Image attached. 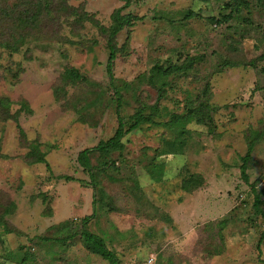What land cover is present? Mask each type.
<instances>
[{
    "label": "rangeland",
    "instance_id": "1",
    "mask_svg": "<svg viewBox=\"0 0 264 264\" xmlns=\"http://www.w3.org/2000/svg\"><path fill=\"white\" fill-rule=\"evenodd\" d=\"M64 1L69 11L51 14L55 22L47 21L41 38H28L12 54L0 47V99L7 104L0 107V216L4 212L7 221L0 223V264H109L79 235L66 243L40 239L59 235L56 227L68 220L77 230L93 212L88 228L106 236L119 264H264V239L261 254L257 247L264 219L254 212V195L240 170L249 138L264 128L260 1L249 0L217 25L214 19L229 12L225 4L231 0H129L122 13L137 18L114 38L120 50L112 70L126 102L124 117L157 96L138 78L179 52L203 53L199 80L179 79L181 85L168 89L158 103L162 118L151 107L146 113L154 122L183 114L188 95L206 81L217 109L208 112L209 126L193 122L191 134H170L163 124L146 122L108 159L95 153L96 188L77 155L117 127L106 69L108 29L125 0ZM233 37L244 42L246 59L255 65L225 67L237 54L227 49ZM73 67L81 79L66 75ZM32 149L44 152L49 169L32 161ZM99 160H107L108 172ZM160 164L161 180L155 177ZM133 173L141 195L130 190ZM65 174L76 180L57 178ZM248 174L264 200V138L252 150ZM195 178L202 181L195 188L190 183L193 191L183 189ZM12 203L16 208L9 213ZM21 246L29 251L26 260Z\"/></svg>",
    "mask_w": 264,
    "mask_h": 264
},
{
    "label": "trees",
    "instance_id": "2",
    "mask_svg": "<svg viewBox=\"0 0 264 264\" xmlns=\"http://www.w3.org/2000/svg\"><path fill=\"white\" fill-rule=\"evenodd\" d=\"M260 1L261 8L264 11V0ZM56 2H59L58 6ZM249 0H231L229 3H226L225 9H229V12L224 13L223 16L217 17L214 20L217 22V25L225 22L233 15V12L240 11L241 7L247 5ZM129 0H125V4L120 8H117L113 12V23L109 30V56L107 60V73L110 76V84L114 88L115 93V113L117 117V127L114 131L113 136L104 140H100L97 145L93 147H86L79 151L77 155V160L79 164L84 168L85 171L91 177V181L96 188V177H95V168L93 165V155L95 153H99L101 157H106L107 159L114 153L115 151L122 150L124 148L125 143L122 141L123 138L128 135L130 132L139 129L144 123L151 122L163 124L165 128L169 129L170 134L176 133L178 136H182L183 134H191L193 129L191 125L193 122H198L203 125H208L212 122V117L208 115V112H215L217 108L211 102V97L213 95L212 88L210 83L206 81V84L203 88L199 89V91L195 95H188V103L186 106V110L183 114H172L170 120L168 121H156L152 116L146 113L147 108L151 107L158 114V117H163L160 115V110H158V103L162 98L166 95L169 88H173L181 85L179 79L190 80V81H198L199 76V63L204 59L203 53L197 55H182L179 52L174 60L167 61V64L164 66L159 61H157L153 66L148 69L147 73L142 74V77L139 80V84L147 83V85L151 86L157 96L155 97V101L151 103H140L138 107L135 108V111L129 118H125L123 112L126 109V102L123 98V94L118 90V87L113 82V66L114 60L117 57V54L120 49H118L116 42H114V38L116 35L126 26L131 25V18L136 19L137 16L124 14L122 13L123 9H125L129 5ZM64 12H68V5L64 0H0V47L8 51L10 54L20 51L21 47L24 45L28 38H36L40 37L44 33V29L48 25L47 21L55 22V18L51 16V14L55 13L59 15L60 10ZM71 14V13H67ZM66 14V15H67ZM192 15V12L188 14ZM58 17V16H57ZM102 26V25H100ZM103 28V27H102ZM31 33L33 35H31ZM41 38V37H40ZM226 43V42H225ZM240 39L231 38L227 41V49H229L233 54L237 52L233 58H228L225 61V67H239V66H247V65H255L254 59H246L244 54V50H242V45ZM257 51H260L258 44L255 45ZM264 57V52H261L257 59H261ZM66 75L71 80L81 79L82 75L76 68H69L66 71ZM151 98V96L149 97ZM148 98V99H149ZM5 99H0V107L4 108L6 102ZM5 102V103H4ZM147 102V101H146ZM7 105V104H6ZM5 109V108H4ZM10 115H5V118H10ZM19 125V124H18ZM24 135V132H23ZM264 138V128L260 130H256L253 135L249 138L247 151L244 155L241 156V175L245 182L251 187V191L254 195L253 208L254 212L260 214L264 219V208L263 203L264 200L262 195H260L259 191L256 189L255 183H250L248 168L251 159V153L255 145ZM32 157L33 162L45 163L47 168H50V165L45 157L44 152L39 151L38 149H32L28 154ZM107 160H99L101 162L99 166H102V170L108 172L109 164L106 162ZM163 164L157 165L156 169L159 174H156L155 177H158L161 180L162 177V168ZM161 168V169H160ZM98 169V168H97ZM152 175L155 173L152 172ZM160 175V176H159ZM59 179H66L68 181L76 180L75 177L71 175H58ZM134 178L133 185L130 189L133 193L142 194L141 186L136 178L135 173H133ZM119 181V180H118ZM183 184V189L192 190L190 183L194 182V188L201 183L200 178H195L187 180ZM144 200V198H143ZM139 201H142V196H140ZM113 205L109 204L107 209L113 210ZM16 208L15 203L10 204V211H13ZM6 212V211H5ZM158 215V214H157ZM6 214L0 216V223H7L4 220ZM94 218L93 214L86 215L82 219V223L79 228L76 230L73 228V220L72 221H64L61 222L56 227V232L58 231L59 235L56 236H40L42 241H55L66 243L69 239L74 238L76 235H79L83 245L91 252L101 256L106 259L109 264H119V259L115 251L108 245L106 236L103 234L96 233L88 228V223L91 219ZM56 226V225H55ZM53 226V227H55ZM59 229H61L59 231ZM6 232H10L7 230ZM1 237L3 235L0 232ZM61 234V235H60ZM264 239V231L261 232V235L258 239L257 247L259 254H261V243ZM25 250V260L28 257L29 251L25 246H21Z\"/></svg>",
    "mask_w": 264,
    "mask_h": 264
}]
</instances>
